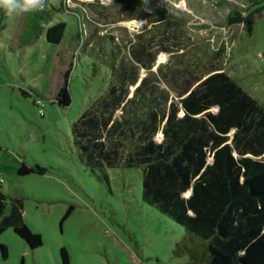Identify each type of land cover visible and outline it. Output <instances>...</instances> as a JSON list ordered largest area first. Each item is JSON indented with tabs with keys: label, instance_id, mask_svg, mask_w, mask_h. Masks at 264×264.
Wrapping results in <instances>:
<instances>
[{
	"label": "rangeland",
	"instance_id": "obj_1",
	"mask_svg": "<svg viewBox=\"0 0 264 264\" xmlns=\"http://www.w3.org/2000/svg\"><path fill=\"white\" fill-rule=\"evenodd\" d=\"M61 1L65 7L48 23L65 22L59 45L46 41L45 30L24 45L26 17L1 22L4 211L19 202L25 225L42 244L30 249L8 227L0 232L7 250L0 264H60L61 248L69 264H186L187 255L174 253L184 229L141 199V168L104 164L101 170L87 160L72 126L105 90L108 74L100 56L109 53L107 41L127 58L148 44L156 52L151 70L160 69L162 86L173 96L177 87L163 74L195 64L200 77L211 69L225 71L264 107V0H49L56 7ZM128 5L131 13L123 11ZM69 10L84 17L91 43L85 50L77 46L76 16ZM240 16L252 20L250 32ZM148 67L144 62L140 76ZM66 73L71 104L61 108L54 98ZM22 162L47 171L18 175Z\"/></svg>",
	"mask_w": 264,
	"mask_h": 264
},
{
	"label": "trees",
	"instance_id": "obj_2",
	"mask_svg": "<svg viewBox=\"0 0 264 264\" xmlns=\"http://www.w3.org/2000/svg\"><path fill=\"white\" fill-rule=\"evenodd\" d=\"M63 7V1L56 7L46 0L42 11L26 17L20 41L32 45L45 30L46 41L59 45L66 24L48 23ZM69 11L76 16L77 46L85 50L91 43L84 17ZM5 19L0 12V29ZM236 19L251 31L249 16ZM106 46L109 53L100 56L108 74L105 90L72 126L87 160L101 170L104 164L141 168V199L184 229L174 253L187 255L186 264H264V107L225 71L211 69L200 77L195 64L163 74L177 87L173 96L162 86L160 69L151 70L156 52L148 44L131 50V58L108 41ZM144 62L148 72L140 76ZM77 63H70L72 70ZM67 79L66 73L54 98L61 108L71 104ZM46 171L22 162L17 173ZM1 183L0 177V232L11 227L36 249L41 236L25 225L19 202L5 213ZM0 254L6 258L4 245ZM59 254L60 264H69L64 248Z\"/></svg>",
	"mask_w": 264,
	"mask_h": 264
},
{
	"label": "clouds",
	"instance_id": "obj_3",
	"mask_svg": "<svg viewBox=\"0 0 264 264\" xmlns=\"http://www.w3.org/2000/svg\"><path fill=\"white\" fill-rule=\"evenodd\" d=\"M46 0H0V12L10 19L27 17L45 8Z\"/></svg>",
	"mask_w": 264,
	"mask_h": 264
},
{
	"label": "bare ground",
	"instance_id": "obj_4",
	"mask_svg": "<svg viewBox=\"0 0 264 264\" xmlns=\"http://www.w3.org/2000/svg\"><path fill=\"white\" fill-rule=\"evenodd\" d=\"M161 60V59H160Z\"/></svg>",
	"mask_w": 264,
	"mask_h": 264
}]
</instances>
